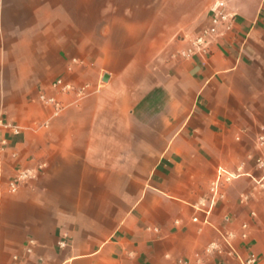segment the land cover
<instances>
[{
  "label": "crops",
  "instance_id": "obj_1",
  "mask_svg": "<svg viewBox=\"0 0 264 264\" xmlns=\"http://www.w3.org/2000/svg\"><path fill=\"white\" fill-rule=\"evenodd\" d=\"M216 1L0 0V264H239L206 252L226 232L264 264V0L185 58Z\"/></svg>",
  "mask_w": 264,
  "mask_h": 264
},
{
  "label": "built area",
  "instance_id": "obj_2",
  "mask_svg": "<svg viewBox=\"0 0 264 264\" xmlns=\"http://www.w3.org/2000/svg\"><path fill=\"white\" fill-rule=\"evenodd\" d=\"M236 21V14L228 11V3L226 0H217L210 9V19L209 23L202 27L199 32L191 39L190 46L182 52V55L185 58H192L193 56L199 54L206 56L210 53V48L213 42L218 38H223L228 32H231L234 28ZM52 88L61 93H71L74 92L78 98H83L87 94L88 86L77 88L73 84L65 82L62 78L56 80L52 84ZM39 100L41 103L47 107L53 109V116H59L65 109L62 101L56 95H47L45 93L40 94ZM46 123L45 125H47ZM23 127L18 124H15L4 117L0 113V152L4 150L7 145V139L4 137V132H9L14 135H18L22 132ZM257 141L260 147L264 148V132H261ZM258 167L264 168V157L260 156L256 160ZM42 167V166H41ZM226 175V177H225ZM33 174L29 170H19L17 175L9 183V190L12 193H16L19 187L26 182L28 179L33 178ZM223 177L225 180H230L233 176L225 171H220L218 178L212 183L211 194L212 200L209 206L208 211H211L215 206L218 199L223 198L221 193V186L223 184ZM262 187H264V176L260 181ZM202 205H205L202 202ZM247 224L243 225V229H247ZM235 235L233 233H223L222 234V243L211 242L206 247V252L208 254H217L219 256H224L228 258H235L239 261V264H257L258 258L255 254H250L246 258H242L238 252L233 247V239ZM242 238L246 240L248 234L244 232ZM61 247H65L64 242L60 243ZM30 251V249H29ZM15 264H18V258L14 257ZM176 264H189L185 259H179Z\"/></svg>",
  "mask_w": 264,
  "mask_h": 264
},
{
  "label": "water",
  "instance_id": "obj_3",
  "mask_svg": "<svg viewBox=\"0 0 264 264\" xmlns=\"http://www.w3.org/2000/svg\"><path fill=\"white\" fill-rule=\"evenodd\" d=\"M108 79H109V76L108 75H105L104 76V81H108Z\"/></svg>",
  "mask_w": 264,
  "mask_h": 264
}]
</instances>
